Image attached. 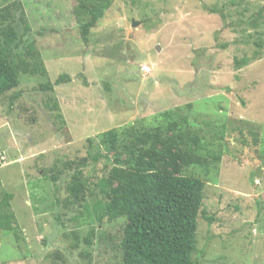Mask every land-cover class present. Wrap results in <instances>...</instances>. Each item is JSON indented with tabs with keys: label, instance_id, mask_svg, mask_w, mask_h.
Here are the masks:
<instances>
[{
	"label": "rangeland",
	"instance_id": "rangeland-1",
	"mask_svg": "<svg viewBox=\"0 0 264 264\" xmlns=\"http://www.w3.org/2000/svg\"><path fill=\"white\" fill-rule=\"evenodd\" d=\"M21 1L46 75L0 96V203L13 195L16 228L0 230V264L120 263L127 221L99 220L113 165L90 158L120 154L100 144L107 131L157 128L189 156L178 172L206 184L194 263L264 264V0H108L87 31L80 0Z\"/></svg>",
	"mask_w": 264,
	"mask_h": 264
},
{
	"label": "trees",
	"instance_id": "trees-1",
	"mask_svg": "<svg viewBox=\"0 0 264 264\" xmlns=\"http://www.w3.org/2000/svg\"><path fill=\"white\" fill-rule=\"evenodd\" d=\"M90 1L80 0L83 4L78 7L81 14L90 17L85 24L86 31L94 27L111 6L110 1L101 0L100 5L91 2L92 7L88 8L86 3ZM210 11L221 13L225 20L219 9ZM257 18L248 19L246 23L256 26ZM20 28L23 29L22 34ZM31 32L21 0L0 7V96L18 87L22 74L46 75L36 42L24 40ZM255 44L264 49L263 43ZM249 63L250 58L235 59L238 69ZM70 80L69 75L63 74L55 82L41 85V89L53 92L56 86ZM174 114L167 111L165 116L171 119ZM181 120L187 123L185 119ZM171 126L177 128L178 124L174 122ZM126 132L124 136L129 138L126 141L113 130L99 136V142L106 151L120 149V154L110 158L98 153L90 158L93 162L105 158L113 165L108 178L100 182L104 201L99 207L102 212L99 220L124 218L127 221L120 244L122 261L117 264H195L192 255L196 247L197 219L203 207L205 182L178 172L180 166L190 163V159L180 149L181 141L176 135L167 136L160 128L142 133ZM220 159L218 156L217 160ZM80 174L74 175L68 186L75 199L87 190ZM12 199L13 195L6 193L0 203V230L16 231L13 213L9 209ZM206 220L212 222L210 217ZM16 239H19L17 235Z\"/></svg>",
	"mask_w": 264,
	"mask_h": 264
},
{
	"label": "water",
	"instance_id": "water-1",
	"mask_svg": "<svg viewBox=\"0 0 264 264\" xmlns=\"http://www.w3.org/2000/svg\"><path fill=\"white\" fill-rule=\"evenodd\" d=\"M139 24H140L139 22L134 21V22H133V27H136V26H138Z\"/></svg>",
	"mask_w": 264,
	"mask_h": 264
}]
</instances>
